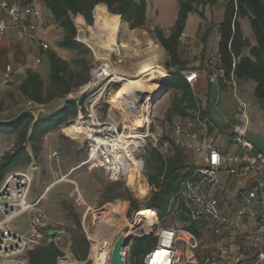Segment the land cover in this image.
Here are the masks:
<instances>
[{"label":"rangeland","instance_id":"1","mask_svg":"<svg viewBox=\"0 0 264 264\" xmlns=\"http://www.w3.org/2000/svg\"><path fill=\"white\" fill-rule=\"evenodd\" d=\"M106 14L112 23L110 14H115L111 12ZM101 16L99 31L95 29L96 21L95 24L93 23L90 26V29L84 28L91 49L85 46L88 51H72L74 57L70 61L71 69L77 75L73 82L88 80L87 83L83 84L82 87H84L90 82L93 69L96 70L105 66L113 69L118 79L110 82L105 81L100 86L95 87L94 90L81 95H79L80 88L76 89L74 99L83 100L86 109H89L91 102L100 99L96 112L104 120L112 118L117 123H124L128 119L136 125V122L140 120V116L136 120L135 114H123L117 111L114 108L115 99L113 96L121 88L125 79L129 77L134 79L143 78L150 75L154 70L160 69L167 76L155 87L154 92L157 94H154L153 97V94L150 96L151 102L147 115L150 136L145 141L147 146L142 153L145 159L147 185L148 177L151 174L147 167L148 161H151L152 165L155 166L162 164L158 156H152L154 150L159 152L166 160L180 152L190 168H198L200 164L196 166L195 156L186 149L182 151L178 148L175 136L177 126L189 128L188 124L194 123L193 120L175 115L169 121L167 117V110L176 99L180 98V93L169 89L170 72L165 68L169 57L156 37L158 28L139 31L127 30L129 25L121 19V26H115V28H119L118 31H113L112 28H103ZM242 22L245 32L252 30L249 20ZM101 33H105L107 36ZM203 33L204 31L197 37L199 41H202ZM164 36H168V32L165 31ZM98 37L102 38V44L106 45V49L100 46ZM190 48L191 46L188 45L180 46L179 52L181 58L188 66L192 67L193 64L188 61L191 58ZM57 101L56 99L55 103ZM122 105L119 109L123 107ZM25 108L26 101L19 88L15 90L9 86L0 90V121L7 122L14 119ZM45 108L47 111L39 114L42 117L51 113L49 111H51L52 106H45ZM7 111L9 112L7 113ZM78 116L70 118L76 119ZM135 125L132 129L137 130L138 128H135ZM62 126L55 131L56 133L49 135L47 139L45 136L37 138L35 143L40 146L38 157L34 158L31 164L8 171L4 179L0 180L1 184L9 173L22 171L23 169H28L33 174V191L30 200L35 203L37 214L44 217L47 225L45 230L47 234L46 242L51 239V234L54 235L55 233L57 235L54 237V242L63 251L62 262L60 263L57 260L58 264H81L88 260L90 255H92L94 261L91 260L87 264H95V256L99 247H101L100 243L107 241L113 247V244L121 235H125L126 238L132 236L133 239L141 238L143 235L156 237L161 228H175L179 231L182 229V226L171 218L164 224L159 220L157 214L156 230L151 232L148 229L147 222L141 217L138 218L141 210L147 209L143 205L151 197L152 189L150 186L148 185V189L145 188V191L138 192L128 184L120 182L123 187L109 194L108 190L114 182L110 183L105 173L99 169L89 171L87 166H81V163L87 159V144L84 143V136H74L69 131L64 132ZM128 134L139 133H133L132 130ZM18 139L19 133L0 134V161L8 152L14 150ZM25 145L31 155L34 156L32 145L29 142H26ZM55 152L58 153L57 158L52 157ZM114 195L120 196L112 197ZM129 195L139 203L141 210H130L131 203L127 200ZM78 199L84 202L81 206L76 202ZM76 219L80 221L81 228L77 226ZM12 226L21 232H27L29 228L28 215L24 214V216L15 220ZM83 234L86 236L89 248L86 257L79 260L74 252L76 248L79 250L77 241ZM179 236L182 239L186 238L182 234H179ZM229 238L230 236L227 237V235H219L215 238L211 236L201 237L200 240L196 239L195 242H191L194 248L191 246L189 248L194 251L197 262L200 263V260H203L201 264H229L235 258V253L229 252V250L231 251L230 247H232L231 243H227ZM185 246H188V244L185 243ZM185 252L186 250L183 254H186ZM180 253H182L181 250ZM127 259L128 264H135L136 262L131 258L130 252L127 253ZM109 262H111V259Z\"/></svg>","mask_w":264,"mask_h":264},{"label":"built area","instance_id":"2","mask_svg":"<svg viewBox=\"0 0 264 264\" xmlns=\"http://www.w3.org/2000/svg\"><path fill=\"white\" fill-rule=\"evenodd\" d=\"M42 13L34 4H22L20 0H0V37L11 29L16 28L33 44L39 45L44 51H49L47 44L40 42L36 35L37 20ZM86 30L78 29L75 41L88 45ZM234 66V65H233ZM210 71H203L207 81L216 87H220L225 78V70L222 67L219 55L212 56L209 61ZM235 67V66H234ZM100 69V68H99ZM93 69L90 82L83 87L82 93L94 90V85L87 88L96 76ZM186 82L193 85L199 76L198 72L183 73ZM111 78L106 81L110 82ZM235 76L232 72L228 83L234 84ZM99 99L90 103L89 109L85 106L80 108V114L76 119H68L63 124L64 132L70 127L88 129V132L80 134L84 136L87 144L86 160L81 166H87L89 171L100 169L106 175L108 181L123 182L136 191H142L141 186L148 189L145 178V159L142 156L147 146L146 139L149 138L148 111L151 100L139 104L147 106V110L139 111V123L147 127V131H137L127 126V122L117 123L115 119L104 120L96 109ZM244 118L248 119V110L244 102L238 100V109ZM199 117V113L197 114ZM68 124V125H67ZM67 125V126H66ZM66 126V127H65ZM189 128L177 126L175 129L176 142L178 146L192 150L195 154L203 156L202 163L198 168L192 169L191 173L182 183L180 198L186 203L190 213L189 225H195L200 220L210 224L229 225L228 217L223 213L216 192L220 186V173L222 170L238 179L244 178L251 172L257 175L253 185L239 192V197L244 204V209L250 211L251 216L256 218L257 230L253 237L256 245L261 247L258 259L253 264L264 263V153L255 150L254 145L247 139L249 124L245 121L237 128L231 136L233 144L238 149V154H223L215 140L210 136V125L207 120L197 118V124L189 123ZM140 136L139 145L128 142L129 132ZM52 157L57 158L58 153ZM80 166V167H81ZM34 176L28 169L9 173V176L0 184V262L1 264H29L27 255L29 252L54 242L49 239L46 242V223L41 214H37L36 205L30 200L33 191ZM77 204L81 206L84 202L78 199ZM259 208L256 214L252 208ZM243 212V211H242ZM24 214L28 215L29 228L27 232L18 231L12 223ZM188 232V233H187ZM182 234L185 239L180 238ZM158 237L155 249L147 253L143 258V264H180L182 254L179 245L187 243L194 248L191 242L195 237L187 230H176L175 228H161L156 235ZM62 250V249H61ZM60 263L61 258L58 259ZM92 260V255L81 264H87ZM94 261V260H92Z\"/></svg>","mask_w":264,"mask_h":264},{"label":"trees","instance_id":"3","mask_svg":"<svg viewBox=\"0 0 264 264\" xmlns=\"http://www.w3.org/2000/svg\"><path fill=\"white\" fill-rule=\"evenodd\" d=\"M47 9L53 14L58 27L64 30L63 39L60 41V48L70 51H81L88 49L84 44L75 41L77 27H75L72 16L82 14L89 26L94 22L95 6L97 17L101 11L122 15V19L127 22L131 29L144 26L146 22V3L141 0L136 3L133 0H41ZM218 0H179V15L175 26L171 29L169 36H164L161 30H156V37L159 39L165 53L168 54V61L165 68L170 72L169 89L180 93V98L176 99L167 110L168 120L177 115L179 117L191 118L197 124V118L207 119V113L198 107V99L194 97L193 91L186 82L183 70H186L187 63L181 58L179 52L181 36L186 27V20L190 13L198 11L194 6L210 5L215 6ZM102 5V6H101ZM225 13L222 24L218 31L221 37L218 52L222 67L225 70V78L221 81V87H225V82H229L230 75L234 74L235 79L245 81H255L257 86L254 95L264 108V0H229L225 5ZM108 9V10H107ZM112 15V14H111ZM115 23H120L118 15H112ZM201 16H203L201 14ZM248 19L251 29L256 37V45L252 47L250 41L243 37L239 19ZM99 22L95 29L99 31ZM250 51L249 55L245 54ZM50 57V84L44 85L38 73L27 71L26 78L21 83V91L25 98L34 104L48 105L55 98H65L73 90L79 89L87 81L73 82L76 73L71 69V64L59 58L55 52L49 51ZM235 67H234V66ZM82 107L84 101H82ZM78 101L66 100L64 106L52 111L48 116L38 117L31 111H23L15 120L0 121V134L19 133V139L13 151L8 152L0 161V180L4 179L6 173L21 166L31 164L34 158L38 157L40 146L36 144L39 137H44L57 130L70 117L78 116ZM199 113V117L197 114ZM26 142L32 145L33 155L28 151ZM176 144V142L174 141ZM178 146V145H177ZM182 151L186 148L178 146ZM152 156H158L162 164L152 165L148 161L147 167L151 174L148 177V185L152 189L151 197L143 205L147 209L141 210L139 203L130 195L131 211H139L138 218L147 222L148 229L155 231L157 217L164 224L169 218L182 226L190 222V213L183 199L179 194L182 190V183L191 173L190 168L185 163L184 156L179 152L174 157L166 160L156 150L152 151ZM122 184L112 183L108 193L115 192L122 188ZM114 195L112 197H119ZM156 211V213H155ZM143 213V214H142ZM142 215V216H141ZM76 224L81 228L80 221L76 219ZM187 231L198 237L195 225L185 228ZM158 237L143 235L141 238H134L130 251L131 258L136 260L135 264H143V257L157 246ZM79 245L75 250V256L83 260L88 253V241L83 234L77 241ZM63 257V251L55 242L41 245L27 255L29 264H58V259Z\"/></svg>","mask_w":264,"mask_h":264},{"label":"crops","instance_id":"4","mask_svg":"<svg viewBox=\"0 0 264 264\" xmlns=\"http://www.w3.org/2000/svg\"><path fill=\"white\" fill-rule=\"evenodd\" d=\"M133 1L140 3L141 0ZM144 1L146 3L147 10L146 22L144 26L131 29L130 25L122 19V15L115 14L119 16L120 23L122 19L123 22L129 25L127 30L139 31L142 29L158 28V30H161L163 33L165 31L168 32L169 36L171 29L175 26V22L178 19L180 11L178 4L179 0ZM228 1L229 0H218L215 6H204L202 4L197 6L194 4L198 11H194L188 15L185 23L186 27L181 36L180 44V46H191V58L188 61L191 62L193 66L191 67L187 64V69L183 70L182 74L192 72L199 73L195 83L193 85H189L193 91L194 97H196L199 101V109L207 113L208 117L206 120L210 125V136L213 140H215L223 154L239 153L237 147L233 144L230 138L236 132L241 123L245 121L249 124L247 139H249V141L254 145L255 150L264 153V108L254 95L257 83L255 81H238L235 79L236 82L234 84L225 82V87H221L222 85L220 87H216L207 81V78L203 72L210 71V58L219 54L218 46L221 37L219 35L218 28L222 24L226 9L225 5ZM20 2L23 5L34 4L40 10L42 17L37 20L38 29L36 31L38 39L40 42L47 44L50 47L49 51L55 52L59 58L70 63L74 56H72V51L60 48L59 45L60 41L63 39L64 30L58 27L50 10L46 8L41 0H20ZM97 6L100 5L95 6L94 12L96 16L94 17L93 22L95 24L96 21V27L100 16L102 14L108 13L107 11H101L97 17ZM201 14L203 16H201ZM111 17L112 30L118 31L119 28H115V26L120 27L121 25L120 23L114 22V17L112 15ZM72 18L77 30L80 28H91L87 24L86 19L82 14L72 16ZM246 20L248 21L246 18L239 19V22L241 24L243 37L248 39L253 47L256 45V37H254L252 30H248L246 32L244 31L242 21ZM203 31L204 33L202 36V41H199L197 37ZM49 51H44L39 45L30 42L16 28L9 29L4 36L0 37V90L10 86L15 90L19 88L20 92L22 93L20 85L26 78L27 71L38 73L43 80L44 85L48 86L50 84L51 77V63L50 57H48ZM249 52L250 51L247 50L245 54L248 56ZM75 90H73L65 98H55L48 105H39L37 103L34 104L33 102L27 100L22 93L26 101V108L23 109V111H31L32 114L35 115V119H37L40 117L39 114L47 111L45 106H52L51 111H49L50 113L63 107L66 100H77L78 104L81 103L78 107L79 113L83 100L80 101L77 98L74 99ZM82 90L83 87L81 86L79 95L83 94ZM56 99L58 101L55 103ZM240 99L247 107L249 114L247 120L237 110L238 100ZM212 104L214 105L213 109L211 110ZM23 111H21V113ZM8 112L9 111H7V113ZM21 113H19L17 117H19ZM17 117L12 120H15ZM55 131L51 132V134L56 133ZM51 134L46 135L45 138L47 139V137ZM186 150L190 151L191 154L195 156V161H197L196 166L202 163L203 156L201 154L197 155L190 149ZM256 179L257 175L254 172L249 173L242 179H238L236 177L230 176L226 170H222L220 173L221 184L216 192V198L219 200L223 213L230 221L229 225H219L217 223L210 224L209 222L202 219L195 224L198 237L191 233L195 237V240H200L201 237L206 238L208 236L213 238H215V236L218 237L219 235H227V237L230 236L229 240L227 241V243H231L232 246L230 247L231 251L229 250V252L235 253V258H233L229 264H253V262L258 259V254L261 250V247L256 245V243L253 241V237L257 230L256 218L251 216L249 210L244 209V204L241 200V197H239V192L253 185ZM259 210V208L255 207L252 208L251 212L258 214ZM187 225L188 224L184 226L181 225V230H186L185 228L188 227ZM50 238L54 240V238H52V234ZM131 247L132 243L129 248V252L131 251ZM179 247L183 257L180 264L203 263L202 259L200 260V263L196 261V258L194 257V251H192L189 246H185V243H182V247L180 244ZM184 250H186V254H183Z\"/></svg>","mask_w":264,"mask_h":264},{"label":"bare ground","instance_id":"5","mask_svg":"<svg viewBox=\"0 0 264 264\" xmlns=\"http://www.w3.org/2000/svg\"><path fill=\"white\" fill-rule=\"evenodd\" d=\"M102 23L101 25L103 28H112L111 22L109 19V16L102 15ZM104 32V31H103ZM107 36L105 33H101ZM95 37V36H94ZM102 38L98 37V41H100V46L104 49L105 44H102ZM96 41V40H95ZM166 74L162 72L160 69L154 70L150 75L143 77V78H127L123 81L121 88L115 92L114 94V108L119 111L120 113H132L135 114L136 120L139 118L140 114L138 112L145 111L147 110V106L143 104H138V101L144 102L146 99L151 100L150 96L154 93L155 87L159 84L160 81L166 78ZM108 78H111V80L118 79L116 76V73L114 72L113 69H110L109 67H101L99 70L96 71V76L94 81L87 86L86 89L93 87L94 85H98L102 81H106ZM141 92L142 95H138L137 93ZM100 100V99H99ZM130 100V101H129ZM132 100V101H131ZM124 103V104H123ZM123 104V105H122ZM123 106L121 109L119 107ZM149 112V111H148ZM135 120V121H136ZM127 126L134 128L133 124L131 121L128 119L126 120ZM137 124L135 125V128H138L137 131H147V127H142V125L139 123V121L136 122ZM71 134L74 136H80V134L88 132V129L84 128H77V126L70 127L68 130ZM128 142H131L133 145H139L141 141L140 136L130 134L128 135ZM141 189L145 191V187L141 186ZM97 255L95 256V264H110L109 262V257L111 256V252L113 250V247L109 245L107 241H102L100 243Z\"/></svg>","mask_w":264,"mask_h":264},{"label":"water","instance_id":"6","mask_svg":"<svg viewBox=\"0 0 264 264\" xmlns=\"http://www.w3.org/2000/svg\"><path fill=\"white\" fill-rule=\"evenodd\" d=\"M154 94H157V93L154 92L152 97L155 96ZM138 95H142V93L138 92L137 96ZM56 236L57 235L54 233V235H52V238ZM132 241H133L132 236H128L126 238L125 235H121L120 237H118V239L113 244L114 246H113V250L111 253L110 264H128L127 253L129 252V248L131 246Z\"/></svg>","mask_w":264,"mask_h":264}]
</instances>
